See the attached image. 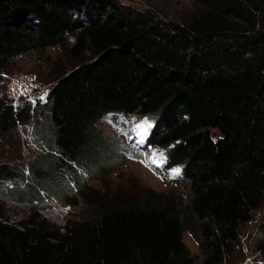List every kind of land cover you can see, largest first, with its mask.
<instances>
[{
  "label": "trees",
  "instance_id": "16d2710c",
  "mask_svg": "<svg viewBox=\"0 0 264 264\" xmlns=\"http://www.w3.org/2000/svg\"><path fill=\"white\" fill-rule=\"evenodd\" d=\"M194 2L195 14L172 22L118 0H0V80L11 58L68 37L73 55L93 53L44 104L0 95V137L47 106L54 129L58 154L31 161L32 182L16 193L22 203L36 199L28 187L36 197L59 174L76 176L72 163L96 159L88 143H99L98 124L114 112L147 116L146 143L165 149L164 171L180 168L193 191L188 213L146 194L98 200L64 227L11 223L0 204V264H192L183 234L193 216L213 248L200 264H219L238 245L240 225L264 202V0ZM21 175L0 162V186Z\"/></svg>",
  "mask_w": 264,
  "mask_h": 264
},
{
  "label": "rangeland",
  "instance_id": "374dc122",
  "mask_svg": "<svg viewBox=\"0 0 264 264\" xmlns=\"http://www.w3.org/2000/svg\"><path fill=\"white\" fill-rule=\"evenodd\" d=\"M118 1L131 10L149 12L172 22H183L199 9L194 0ZM75 41L74 37H68L55 47L11 58L1 74L0 95L15 104L23 99L44 104L50 87L60 77L93 57L89 51L73 55ZM137 125L142 127L137 128ZM151 126V120L139 113L128 118L120 112L108 114L98 124L99 143L93 138L88 143L96 147L98 157L81 164L72 163L76 176H68L66 172L59 174L56 177L59 184L40 186L36 197L28 187L29 197L36 199L24 204L16 193L32 182L31 161L36 156L58 154L47 106L42 115L0 137V162L16 167L22 174L18 180L0 186V204L6 218L14 224L33 218L64 227L95 212L98 200L131 202L146 194L163 198L166 208L188 213L193 191L182 181L181 171L179 174L174 171L178 167L163 171L167 158L165 149L149 147L146 143ZM213 133L220 136L218 130ZM183 236L190 257L194 258L192 264H200L212 254L213 248L205 240L202 222L195 216ZM263 244L264 202L253 212L250 221L240 225L238 245L226 252L219 264H262Z\"/></svg>",
  "mask_w": 264,
  "mask_h": 264
},
{
  "label": "snow or ice",
  "instance_id": "6c2138e0",
  "mask_svg": "<svg viewBox=\"0 0 264 264\" xmlns=\"http://www.w3.org/2000/svg\"><path fill=\"white\" fill-rule=\"evenodd\" d=\"M140 127H142V125H137V128H140ZM153 163H155V161H153ZM174 171H175L177 174H179L180 169L177 168V169H175Z\"/></svg>",
  "mask_w": 264,
  "mask_h": 264
},
{
  "label": "built area",
  "instance_id": "2783aa9c",
  "mask_svg": "<svg viewBox=\"0 0 264 264\" xmlns=\"http://www.w3.org/2000/svg\"><path fill=\"white\" fill-rule=\"evenodd\" d=\"M58 213H56V215H57ZM59 215V214H58Z\"/></svg>",
  "mask_w": 264,
  "mask_h": 264
}]
</instances>
